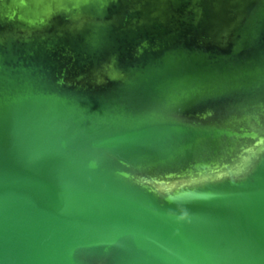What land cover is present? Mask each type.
Segmentation results:
<instances>
[{"label": "water", "instance_id": "1", "mask_svg": "<svg viewBox=\"0 0 264 264\" xmlns=\"http://www.w3.org/2000/svg\"><path fill=\"white\" fill-rule=\"evenodd\" d=\"M0 264H264V0H0Z\"/></svg>", "mask_w": 264, "mask_h": 264}]
</instances>
